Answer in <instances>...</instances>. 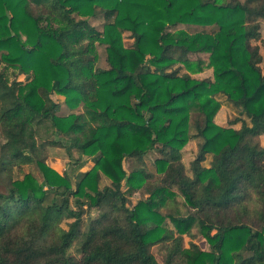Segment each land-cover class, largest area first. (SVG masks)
<instances>
[{"label": "trees", "instance_id": "1", "mask_svg": "<svg viewBox=\"0 0 264 264\" xmlns=\"http://www.w3.org/2000/svg\"><path fill=\"white\" fill-rule=\"evenodd\" d=\"M263 24L264 0H0V264H264ZM222 103L238 129L216 125ZM31 164L41 182L14 178ZM194 227L210 251L183 246Z\"/></svg>", "mask_w": 264, "mask_h": 264}, {"label": "rangeland", "instance_id": "2", "mask_svg": "<svg viewBox=\"0 0 264 264\" xmlns=\"http://www.w3.org/2000/svg\"><path fill=\"white\" fill-rule=\"evenodd\" d=\"M102 20H97L96 21V26L101 28L102 26ZM262 36H264V24L262 25V30H261ZM253 45H260V42L258 41H253ZM123 45L127 49H132L134 45V38L132 37V34L130 32H124L123 33ZM97 53H98V62H97V67L101 69H109V65L107 62V51H106V45H102L97 43ZM261 54L264 56V49L261 47ZM264 61V60H263ZM262 69L264 70V62L261 64ZM183 72V70H182ZM212 75V70L207 69L203 73L196 75V77L204 78V77H210ZM58 101L62 100V97L54 96ZM226 102V101H225ZM65 113H69V110L67 108L64 109ZM240 117V115L237 112V109L234 108L233 106H230L228 104L222 103V107L218 114L215 117V123L216 125H220L225 128H235L238 129L240 125L235 124V121ZM201 117L198 113H192L191 116V123L192 125L195 124L196 121H201ZM55 139L58 141H61L65 146H70V142L63 138L62 136L56 135ZM259 143L264 147V136L260 137L258 139ZM197 151H198V146L196 140H191L186 147L182 150V155H183V163L187 169L188 174H191L190 172V164L191 162L195 159L197 156ZM77 155V154H76ZM157 158V154L154 152H151L148 157H147V163H148V171L154 173L156 176L154 177V180L158 179L157 173H156V168L154 167V161ZM211 160L212 156L209 155L207 157V160L205 161L204 165L206 167H210L211 165ZM82 161H85L84 167H82L79 171L80 172H86L88 170H91L94 167V162L91 160V158L84 157ZM46 164L59 173H64L67 171L72 177L75 176L76 173H78V170L74 167V165L71 163V160L68 158L66 154L65 148H59V147H49L47 149V161ZM125 167L128 171H132L135 167H137V164L135 160L130 159L126 161ZM26 173H32L40 182L42 181V176L35 164L31 165H26L23 166L20 169L15 170L14 178L16 179H22L23 176ZM110 180L102 176L101 180V185H107L109 184ZM1 191H6L3 186H0ZM145 195L142 191L135 192L131 196V202L132 204L137 203L139 200L144 199ZM180 208L181 210L186 213L187 212V207H184L183 203H180ZM250 207H253L252 204ZM166 212V211H164ZM99 212L98 210H89L87 213L84 215V227H86L89 221V218H96L98 216ZM168 223L169 220L167 221ZM182 237V244L184 247H189L191 243L196 244L202 251H210V245L208 241L206 240L205 237H203L199 232L197 228H193L191 234H186L181 236ZM153 252L155 253L157 259L163 263L164 257L161 248L159 247H154ZM72 254L77 255L76 249L71 250Z\"/></svg>", "mask_w": 264, "mask_h": 264}]
</instances>
